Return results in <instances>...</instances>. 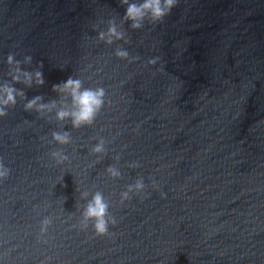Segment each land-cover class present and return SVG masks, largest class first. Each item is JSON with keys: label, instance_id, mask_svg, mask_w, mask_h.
<instances>
[{"label": "water", "instance_id": "1", "mask_svg": "<svg viewBox=\"0 0 264 264\" xmlns=\"http://www.w3.org/2000/svg\"><path fill=\"white\" fill-rule=\"evenodd\" d=\"M124 12L121 0H0V82L11 83L8 54L44 80L21 77L13 86L23 96L0 118V161L11 170L0 182V262L264 264V0H178L139 29ZM112 20L127 42L97 38ZM69 76L105 91L92 125L55 117L71 100L53 85ZM35 96L56 108L26 111ZM100 137L97 160L90 148ZM57 148L68 162L51 160ZM138 176L145 193L121 203ZM97 190L117 220L103 237L79 227Z\"/></svg>", "mask_w": 264, "mask_h": 264}, {"label": "clouds", "instance_id": "2", "mask_svg": "<svg viewBox=\"0 0 264 264\" xmlns=\"http://www.w3.org/2000/svg\"><path fill=\"white\" fill-rule=\"evenodd\" d=\"M178 0H121V4L125 6L124 16L122 21H130L129 27L132 29H139L144 25L146 20L153 23L162 22L165 17L169 16L173 9L176 7ZM97 38L107 44H112L114 40H125L124 31L119 29V26L114 20L109 21L106 31H100ZM125 42H127L125 40ZM115 55L123 58H129V53L125 48H117ZM31 56L25 57V62H31ZM12 70L11 83L8 81L0 82V118L7 115V109L10 105H15L18 96H23V91L13 86L15 83L23 82L31 85L33 82L42 85L44 83L43 74L40 71L28 72L20 68V61L15 59L12 54H8L5 61ZM154 63L155 60H150ZM53 90L70 97V107H60L55 112L57 120H65L69 118L73 128H79L83 125H92L96 119L97 114L100 112L104 105L105 91L101 87L90 88L84 87L80 78L69 76L66 80L53 85ZM42 97L35 96L27 100L24 104V109L35 110L37 113L51 112L56 108L55 101L49 103H42ZM52 139L61 146L71 144V137L68 132H53ZM105 140L103 137L97 139V142L90 148V153L96 154L98 160L102 154L105 153ZM49 156L57 165L64 164L69 161V156L63 151L62 148L53 149L50 151ZM119 155L115 157L116 164L119 163ZM93 161L92 163H95ZM116 164H110L105 168L107 175L113 179H119L122 172ZM128 167H139L138 162H131ZM10 168L0 161V182L5 180L10 175ZM62 178V177H61ZM152 187H156V182L152 181ZM145 181L142 176H138L134 183L128 184L126 189L120 194V202L123 203L130 199L131 195L145 193ZM81 195L87 197L88 191H82ZM165 193L161 192V198L165 197ZM110 202L105 199L104 194L97 190L91 194V199L83 206L80 213V229L85 230L91 226L92 234L97 237L109 235V226L115 225L117 220L109 213ZM52 219L45 216L40 221V235L43 236L47 232L48 227L51 225ZM39 239V237H38ZM2 264V262H0Z\"/></svg>", "mask_w": 264, "mask_h": 264}]
</instances>
